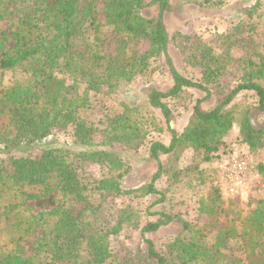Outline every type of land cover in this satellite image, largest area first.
<instances>
[{
	"label": "trees",
	"instance_id": "obj_1",
	"mask_svg": "<svg viewBox=\"0 0 264 264\" xmlns=\"http://www.w3.org/2000/svg\"><path fill=\"white\" fill-rule=\"evenodd\" d=\"M187 1L213 8L230 0ZM147 6H157L155 17L141 16ZM167 8V0H0V24L10 18L0 43V71L12 74L0 86V151L7 155L0 159V264H121L109 250V237L123 227L139 230L156 264H264V200L239 222L230 220L231 204L223 201L218 184L209 187L198 207V215L207 218L201 225L155 211L147 215L156 220L141 226V213L129 204L111 206L115 221L107 222L109 197L155 196L150 206L163 203L165 190L156 187L161 177L168 186L193 176L206 184L199 164L215 159L234 126L247 153L264 149V124L256 123L247 105L233 104L239 93L253 92L257 110L264 113V19L254 17L251 6L242 8L247 20L219 36L217 50L198 37L181 45L185 61L200 69L204 83L216 84L234 65L241 77L227 94L216 88L213 109L202 111L197 101L187 125L176 133L163 100L187 88H206L180 75L168 60L162 21ZM234 48L241 52L237 58L231 55ZM160 57L173 85L166 93L151 90L147 101L161 112L171 140L150 142L155 172L139 188L124 190L121 180L130 168L112 148L142 147L149 122L130 105L93 120L91 99L101 87L112 92L148 73ZM67 128L74 147L45 145L53 130ZM34 149L40 150L38 157L31 156ZM187 153L195 164L180 168ZM88 164L106 168L107 175L92 178ZM256 171L264 178V165ZM40 200L51 201L52 208L34 211L29 203ZM175 220L178 233L158 252L145 235ZM31 237L26 256L23 244Z\"/></svg>",
	"mask_w": 264,
	"mask_h": 264
},
{
	"label": "rangeland",
	"instance_id": "obj_2",
	"mask_svg": "<svg viewBox=\"0 0 264 264\" xmlns=\"http://www.w3.org/2000/svg\"><path fill=\"white\" fill-rule=\"evenodd\" d=\"M151 0H144L149 4ZM168 8L163 14V24L168 34V45L166 55L171 66L183 77L201 84L206 91L201 89L187 88L183 94L174 99H165L163 102L171 112L170 128L176 133H181L187 125V122L193 112V107L199 101V108L202 111H209L217 105V89L228 93L232 88L238 85L241 77V71L237 66H231L228 71L219 78L216 84H206L202 79V73L195 65H189L181 52V45L187 44L193 37H198L206 41L214 50L219 45V36L231 32L239 21H246L247 17L240 14L242 8H253V16H260L264 19V0H230L220 7H203L192 4L187 0H167ZM157 6H147L141 10L140 14L144 18H152L157 15ZM9 20L0 24V43L4 42L2 34L8 35ZM6 47L9 43L6 42ZM145 50V49H144ZM241 52L234 48L231 55L234 58L239 57ZM10 72L0 71V86L6 84L11 78ZM173 85L169 66L165 59L160 57L152 60L150 70L144 75L135 77L131 82L122 85L115 91H109L105 86L101 87L100 92L91 99V112L93 120L101 118L105 114L120 113L125 105L138 108L141 116L149 122L147 125V137L142 147L136 150L115 146L112 151L119 153L123 160L128 164L130 171L121 180V187L124 190H134L144 183H147L156 170V162L148 157V147L150 142L158 141L168 145L171 140V134L167 130L165 121L158 109H153L148 105V95L151 90L166 93ZM208 91V92H207ZM233 104L238 107L247 105L256 123L264 124V113L257 110V98L253 92L239 93ZM93 110V111H92ZM98 141V137L95 138ZM45 145L74 147L73 133L71 128L65 130H53L52 134L45 141ZM219 152L215 159L209 163H200L199 168L203 170V180L206 184H201L195 176L192 178L182 177L178 185L166 184V178L161 177L156 182L159 190H165V200L154 206L150 204L157 199L155 196L134 199L132 195L113 196L107 199V222L115 221V210L111 206L122 207L131 205L141 213V226L147 221H155L156 217L148 216L150 212H164L187 221H196L198 225L207 221L205 216L198 215V207L204 200L210 186H216L219 181L216 164L219 160L227 158L234 154L248 152L244 146L239 143L237 126L225 137L224 143L219 147ZM73 149H78L77 147ZM41 154L39 149L31 151L32 157H38ZM254 168L264 165V149L258 154H252ZM0 159L6 160L7 155L1 153ZM168 158L161 157V162L166 163ZM194 160L191 153H187L180 161L179 167L185 168L193 166ZM87 173L94 179H100L107 175L106 168L102 166L86 165ZM218 175V176H217ZM218 177V178H217ZM188 180V181H187ZM219 186V185H218ZM240 196L222 199L225 203L231 204L228 207V219L239 222L248 211L256 206L259 200H264V178L258 175L252 182L248 183L247 188L240 192ZM226 204V205H227ZM29 205L38 211L41 209L52 208V202L40 200L29 203ZM114 209V208H113ZM113 221V222H112ZM180 222L174 223L159 229L155 233L145 235V239L154 243L158 252L162 251L164 245L179 231ZM34 237L24 242L23 247L25 255H30V244ZM109 250L113 257L121 264H156V261L148 256L147 244L139 234V230L123 227L119 234L109 237Z\"/></svg>",
	"mask_w": 264,
	"mask_h": 264
},
{
	"label": "built area",
	"instance_id": "obj_3",
	"mask_svg": "<svg viewBox=\"0 0 264 264\" xmlns=\"http://www.w3.org/2000/svg\"><path fill=\"white\" fill-rule=\"evenodd\" d=\"M216 170L219 175L220 194L225 198L240 196L248 183L258 178L253 157L247 152L219 160Z\"/></svg>",
	"mask_w": 264,
	"mask_h": 264
}]
</instances>
